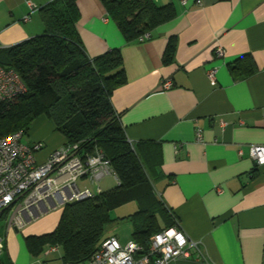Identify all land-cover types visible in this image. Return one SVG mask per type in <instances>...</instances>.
<instances>
[{
	"label": "crops",
	"instance_id": "1",
	"mask_svg": "<svg viewBox=\"0 0 264 264\" xmlns=\"http://www.w3.org/2000/svg\"><path fill=\"white\" fill-rule=\"evenodd\" d=\"M51 1L0 0V48L43 34L42 8ZM154 1L172 4L175 16L140 39H125L102 0H78L77 29L91 57L121 48L126 82L113 105L128 140L147 141L145 153L156 155L155 190L201 249L168 264H264V164L251 155L253 145L264 146V0ZM171 40L174 57L166 62ZM168 79L172 86L162 87ZM37 120L26 141L43 143L36 155L43 163L66 140L52 120ZM45 206L20 229L0 224V264H17L8 256L10 241L20 246L17 234L57 227L63 206ZM47 251L48 261L56 254Z\"/></svg>",
	"mask_w": 264,
	"mask_h": 264
},
{
	"label": "trees",
	"instance_id": "2",
	"mask_svg": "<svg viewBox=\"0 0 264 264\" xmlns=\"http://www.w3.org/2000/svg\"><path fill=\"white\" fill-rule=\"evenodd\" d=\"M102 1L127 41L150 34L175 16L172 4L160 6L154 0ZM42 16L43 34L0 48V63L14 68L27 86L26 93L0 103V138L20 129L27 133L43 115L54 122L65 143H79L82 154L101 150L110 159L118 184L64 205L57 227L27 236V247L38 256L46 246L59 245L64 263L87 264L111 236L107 229L116 221L111 211L136 201L138 209L122 219L132 220L133 240L147 248L152 235L177 225L178 219L155 190L156 155L145 153L147 141L128 140L112 102L115 89L126 82L122 50L88 55L77 29L78 0H52L42 8ZM174 51L171 40L166 62L173 60ZM236 63L233 71L240 68ZM253 70L248 68L246 74Z\"/></svg>",
	"mask_w": 264,
	"mask_h": 264
},
{
	"label": "built area",
	"instance_id": "3",
	"mask_svg": "<svg viewBox=\"0 0 264 264\" xmlns=\"http://www.w3.org/2000/svg\"><path fill=\"white\" fill-rule=\"evenodd\" d=\"M217 52L224 54L221 47ZM215 72L211 69L209 76L214 78ZM171 86L170 79L162 83L164 88ZM26 92L27 86L20 74L0 63V103ZM26 134L20 129L0 138V216L9 211L12 227H24L34 214L45 209V205L64 206L71 201L94 196L101 191L99 182L107 175L117 178L110 159L101 150L82 154L79 143H65L46 161L39 163L36 153L42 149L43 143H28L24 140ZM251 155L258 164H264V146L253 145ZM82 179L99 186L95 190L81 186L79 182ZM4 247V239L0 237V253ZM59 250V245H51L46 255L56 254ZM193 251L201 255L198 242L190 239L178 222L152 235L147 248L133 239L123 244L117 236L111 235L87 264H168L177 258H191ZM41 264L52 263L45 261Z\"/></svg>",
	"mask_w": 264,
	"mask_h": 264
},
{
	"label": "rangeland",
	"instance_id": "4",
	"mask_svg": "<svg viewBox=\"0 0 264 264\" xmlns=\"http://www.w3.org/2000/svg\"><path fill=\"white\" fill-rule=\"evenodd\" d=\"M37 123L38 120L32 124L33 132H36L38 129ZM27 138L28 137L26 136L24 140L26 141ZM39 151H37V153ZM99 184L103 190H108L115 187L118 184V182L113 175H107L99 182ZM99 184H95L92 189L95 190L99 186ZM137 209H138V204L136 201H130L122 206L113 209L114 211L113 217L116 219V221L113 222L110 226H108L107 233L109 235H116L122 243L132 240L133 228H134L133 222L130 219H122V218L132 214ZM10 216H11L10 213H6L5 217H3L0 220V224L6 225L10 219ZM18 235L20 238L19 241L20 246H18L13 241L9 242L8 256L10 257L13 263L16 262L17 264H32L34 261L37 260L43 261L44 259H46L45 252L47 251V248H45L40 255L34 256L27 247V244L25 242L26 240L25 236H23L22 233L21 235L23 236V238H21L20 234H17V237ZM61 252L62 250L60 249L59 252L56 253L54 257H51L50 260L48 261L52 264H62L63 260L61 258V254H60ZM45 261L47 260H44V262Z\"/></svg>",
	"mask_w": 264,
	"mask_h": 264
}]
</instances>
